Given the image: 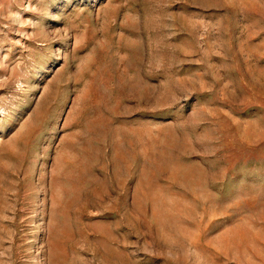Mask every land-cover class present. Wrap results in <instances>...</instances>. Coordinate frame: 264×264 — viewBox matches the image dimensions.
<instances>
[{"label":"rangeland","instance_id":"374dc122","mask_svg":"<svg viewBox=\"0 0 264 264\" xmlns=\"http://www.w3.org/2000/svg\"><path fill=\"white\" fill-rule=\"evenodd\" d=\"M0 264H264V0H0Z\"/></svg>","mask_w":264,"mask_h":264}]
</instances>
